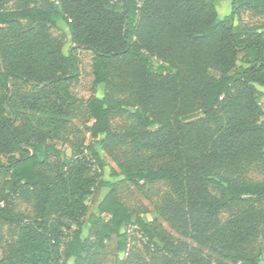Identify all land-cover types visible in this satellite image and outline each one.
I'll use <instances>...</instances> for the list:
<instances>
[{
  "label": "trees",
  "instance_id": "1",
  "mask_svg": "<svg viewBox=\"0 0 264 264\" xmlns=\"http://www.w3.org/2000/svg\"><path fill=\"white\" fill-rule=\"evenodd\" d=\"M219 1L0 0V158L7 159L0 160V221L18 225L0 264H106L110 235L114 264H122L128 225L156 245L146 264H212L202 248L220 264L264 259V27L234 23L242 11L264 14V0H229L224 15ZM57 25L70 33L67 55L50 34ZM77 48L92 52L93 85L102 87L85 101L91 138L110 136L123 101L136 106L129 113L138 127L128 137L173 164L124 177L164 181L156 212L195 245L133 215L102 180L106 163L94 145L71 142L67 157L48 142L44 128L59 129L72 102ZM240 53V69L231 72ZM17 82L32 89L18 96ZM255 165L258 180L247 176ZM96 184L108 191L88 215L90 240L83 223ZM14 196L31 206L29 215L12 211Z\"/></svg>",
  "mask_w": 264,
  "mask_h": 264
},
{
  "label": "rangeland",
  "instance_id": "2",
  "mask_svg": "<svg viewBox=\"0 0 264 264\" xmlns=\"http://www.w3.org/2000/svg\"><path fill=\"white\" fill-rule=\"evenodd\" d=\"M219 4V15L230 12V6L227 0H220ZM234 23L238 26L264 27V14L257 15L250 11H242L235 17ZM50 34L62 44V51L67 55L70 47L73 46L68 29L57 25L51 28ZM73 53L76 57L77 78L67 83V89L72 96V102L66 104L64 107V122L59 129H53L51 126L44 128L48 136V142L64 152L67 157L71 156V142H83L84 145H94L106 163L102 180H107L114 184L117 196L133 215L138 214L147 222L157 220L168 234L195 245L190 239L185 238L171 228L156 212V208L164 198L167 190L164 181H155L152 183L139 182L136 184L126 180L124 177L126 170L136 167L145 165L158 167L160 165L173 164V159L171 158H158L153 156L152 153L140 150L139 146L132 141L131 137H128L138 127L134 118L129 113L136 106L130 105L127 100L123 101L126 104L124 109L116 110L111 114L110 136H101L95 140L91 138L86 129V126L90 124V119L85 109V101L91 94L97 96L102 95V87L100 85H93V76L91 73L92 52L83 48H77ZM241 57L242 54L240 53L235 67L231 72L240 69ZM258 88L260 90L262 89L259 86ZM14 89L18 96H22L32 88L30 85L17 82L14 85ZM122 96L118 97L123 100ZM260 106L262 108L260 119L264 121V98L260 100ZM22 113L23 115L20 116L17 123L23 121L24 114L27 113L26 109L22 110ZM154 128L152 127L150 129ZM0 160L6 162L7 159L5 156H2ZM50 164V167L45 169L46 172L49 171L48 169L52 170V167H54L53 162ZM247 176L253 180L261 179L262 173L260 172L259 166L255 165L250 167ZM107 191V187L96 184L93 194L86 201L88 211L84 218L83 228L84 235L90 240L93 238V228L87 222L88 215L96 210L98 202ZM10 206L15 213L29 215L31 212V206L17 196L12 198ZM224 216H226L225 212L222 213V217ZM17 230L18 225L16 223L0 221V258L10 252L16 238ZM124 230L129 234V243L128 253L122 252L118 254L122 260V264H146L149 261H154L156 256L155 243H147L146 238L133 225L124 227ZM202 250L210 257L212 264H220L218 262H221V260L216 255L207 252L204 248ZM104 251L105 263L114 264L117 254L116 238L114 235H110L105 239ZM62 264H75V259H66Z\"/></svg>",
  "mask_w": 264,
  "mask_h": 264
},
{
  "label": "crops",
  "instance_id": "3",
  "mask_svg": "<svg viewBox=\"0 0 264 264\" xmlns=\"http://www.w3.org/2000/svg\"><path fill=\"white\" fill-rule=\"evenodd\" d=\"M228 1V3H229V6H230V1L229 0H227ZM258 264H264V259L263 260H260L259 262H258Z\"/></svg>",
  "mask_w": 264,
  "mask_h": 264
}]
</instances>
